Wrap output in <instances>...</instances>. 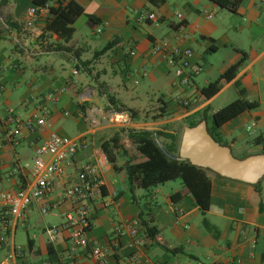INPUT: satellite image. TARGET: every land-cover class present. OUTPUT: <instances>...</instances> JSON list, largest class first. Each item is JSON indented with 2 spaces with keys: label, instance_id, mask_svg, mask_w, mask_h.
I'll use <instances>...</instances> for the list:
<instances>
[{
  "label": "crops",
  "instance_id": "0c3cea01",
  "mask_svg": "<svg viewBox=\"0 0 264 264\" xmlns=\"http://www.w3.org/2000/svg\"><path fill=\"white\" fill-rule=\"evenodd\" d=\"M74 1L84 13L73 24V37L66 41L46 31L50 11L36 18L41 34H31L26 19L28 9L37 5L34 0H0V186L16 190L30 181L35 149L51 132L74 133L73 137L86 133L87 123L80 112L102 109L109 103L101 89L111 94L117 105L135 111L159 98L171 114L167 121L184 128L188 121L212 117L230 103L224 101L232 88L240 93L244 89V96L260 105L221 125L219 142L228 145L238 158L264 153L263 1L262 11L257 0H242L236 10L221 8L214 0ZM207 12L214 15L208 18ZM148 13H155L158 22L147 19ZM164 24L168 26L165 29ZM242 37L249 39L248 46L242 44ZM112 41L114 45L107 52L96 56ZM157 43L165 46L167 55L153 51ZM177 47L193 50L192 61L203 66L205 77L200 72L189 85H181L187 70L169 56ZM243 52L246 60L236 77L224 80L221 89L206 98L202 88L241 60ZM78 60L85 65H79ZM144 70L148 71L146 76ZM213 73H218L214 80L210 76ZM69 83H75L74 87L50 105L52 126L24 129L19 143L14 144L9 132L15 126L4 123L8 114L13 112L22 120L34 118L46 93ZM80 89L95 92L83 102ZM241 96L231 94L234 100ZM180 97L195 101L185 108L178 101ZM66 111L70 115L66 116ZM131 126L156 130L140 123ZM163 131L179 137L180 144L178 128ZM116 133L130 150L119 127L99 126L87 135L88 144L79 152L75 167L58 179L47 199L53 206L51 212L43 215L34 203L24 220H14L7 229H0V264H98L91 254L96 246L108 250L107 264H126L130 237H119L115 243L114 228L135 218L141 221L145 240L138 264H264V177L257 186L207 170L212 181L211 204L209 210L202 211L192 194L172 197L177 191H185L180 178L150 188L136 182L131 193L127 157L122 154L115 155L105 174L103 196L89 202L91 225L86 242L76 254L71 252L68 229L52 237L47 228L61 226L64 213L71 208L63 201L65 189L78 181L79 167L103 152L102 143ZM179 179L178 188L164 189L165 184ZM147 227L156 230V235H149ZM18 249L21 254L10 259L9 254Z\"/></svg>",
  "mask_w": 264,
  "mask_h": 264
},
{
  "label": "built area",
  "instance_id": "2783aa9c",
  "mask_svg": "<svg viewBox=\"0 0 264 264\" xmlns=\"http://www.w3.org/2000/svg\"><path fill=\"white\" fill-rule=\"evenodd\" d=\"M56 4H67L70 0H53ZM47 2L43 5H35L28 9L26 27L32 35H40V31L35 26L38 14L43 11H50L54 3ZM264 2V0H262ZM214 12H207V17L211 18ZM146 18L158 22V16L155 13H148ZM182 18V15H179ZM156 53H166L164 45L157 43L153 46ZM131 54H134L131 51ZM194 52L191 48H175L171 51L172 59H178L182 67L187 70V75L181 79V85H189L191 78L203 71V66L192 61ZM147 70L143 71L146 76ZM75 83H69L59 89L50 91L42 98L39 105V114L34 118L22 120L13 112L5 118L6 124L14 125V129L9 132L10 139L14 144H18L21 139V133L24 129L35 130L37 127H51L49 120L51 112L50 105L59 101L61 94L74 87ZM92 93L85 90L81 94L82 100H89ZM180 105L185 108L190 107L195 99L191 97H180ZM65 115H70L69 111ZM87 123V132L78 137L62 135L53 131L45 138L35 149L33 162L30 169L31 179L24 187L16 190H10L0 186V229H7L14 220H24L27 209L34 203L40 206L41 213L47 215L51 212L53 206L47 201L53 193L58 179L66 175L75 167L79 152L87 146V135L95 132L101 125L116 126L128 128L131 124V113L117 109L110 103L100 109H91L86 112H80ZM111 165V161L104 152L90 158L84 165L77 170L78 181L69 185L63 195V201L70 203L71 208L64 213V221L61 226H51L47 232L55 237L63 229L70 231L69 240L71 243V252L76 254L77 249L86 242V233L91 225V211L89 202L103 196L105 186V174ZM183 214V213H181ZM141 221L138 218L127 220L117 224L114 228V242L117 238L128 235L130 237L129 246L131 252L127 258L126 264H138L142 257V247L145 240L141 236ZM5 237L1 238V242ZM21 254L18 249L11 254L9 258L13 259ZM92 257L98 264H107L109 252L102 246H96L92 249Z\"/></svg>",
  "mask_w": 264,
  "mask_h": 264
},
{
  "label": "trees",
  "instance_id": "16d2710c",
  "mask_svg": "<svg viewBox=\"0 0 264 264\" xmlns=\"http://www.w3.org/2000/svg\"><path fill=\"white\" fill-rule=\"evenodd\" d=\"M37 5H43L46 0H34ZM221 8H228L236 10L237 6L242 0H214ZM52 18L46 25V31L53 32L66 41L71 40L75 28L73 24L79 16L84 13V8L70 0L67 4H55L50 8ZM92 18V15L90 16ZM183 22V21H182ZM181 22V24H182ZM114 45V41L107 43L101 50L96 52V56L104 54ZM246 60V53L243 52L241 60L232 65L227 71L222 73L216 80L204 86L201 90L206 98L214 96L222 86V82L230 81L236 77L241 65ZM79 65H85L84 62L78 60ZM242 96L226 104L218 109L212 115V127L209 128L211 135L219 140L218 128L241 114L246 110L257 109L259 102L256 100H249L244 96V89H241ZM101 93L105 94L108 102L115 106L116 99L106 91L101 89ZM166 111V105L162 107ZM206 119V116H204ZM198 120L188 121L189 126H194ZM128 136L136 144V155H133L123 143H121L120 135L116 133L109 140L102 143L101 148L107 155L110 161L113 160L116 154H122L127 157L126 172L129 183V190L134 193L135 183L139 182L143 188H150L158 184L165 183L170 180L180 178L185 185V191H177L172 194V197H184L185 193L192 194L195 202L200 206L202 211H207L211 204L212 181L208 176L205 168L196 166L189 161H180L173 156L178 154L179 137L172 133L160 130H146L129 128ZM163 137L169 142L159 143L157 139ZM220 176V175H219ZM260 182V181H259ZM257 183V186L259 185ZM149 235H156V230L147 227Z\"/></svg>",
  "mask_w": 264,
  "mask_h": 264
},
{
  "label": "water",
  "instance_id": "95a60500",
  "mask_svg": "<svg viewBox=\"0 0 264 264\" xmlns=\"http://www.w3.org/2000/svg\"><path fill=\"white\" fill-rule=\"evenodd\" d=\"M157 141L160 143L159 139ZM173 157L250 184H257L264 177V153L236 157L228 145L211 135L205 119L184 128L178 154Z\"/></svg>",
  "mask_w": 264,
  "mask_h": 264
},
{
  "label": "rangeland",
  "instance_id": "374dc122",
  "mask_svg": "<svg viewBox=\"0 0 264 264\" xmlns=\"http://www.w3.org/2000/svg\"><path fill=\"white\" fill-rule=\"evenodd\" d=\"M260 2L262 3V0H257L258 5L261 6L259 11H262L263 7H262V4ZM262 14H263L262 17L264 18V11ZM213 20L216 21V17ZM167 27H168L167 24L163 25L164 29ZM241 40H242V44L248 46V44H249L248 40L249 39L242 37ZM204 56H207V54H205ZM205 73L206 72H202L201 76L204 75V77H205L206 76ZM210 76L212 77V80H214L218 76V73H213ZM138 87H140V85H138ZM87 90H89V89H87ZM78 91H80L81 93L84 92L83 89H80ZM90 92L93 95V93L95 91H94V89H90ZM231 94H232V96H233V94H235L236 97L241 95V93L238 92V89L232 88L230 90V95L228 96L229 99H227V101H224V102H226V103L231 102L234 100V98H236V97H231ZM219 100H222V99L220 98ZM82 101L87 102L88 100H82ZM163 105H164V102L160 101L159 98H156V99L150 100L149 103L140 111H135L133 108L126 107L125 105H116V108L120 109V110H124V111H129L131 113V115H132L131 116V124L127 129L133 128L131 125H134L135 123H140V125L142 127H154L156 130H160V131H163L164 129H169V128H173V129L178 128L179 134H182L183 130H184V127H183L184 125L183 124L177 125V123L168 122L167 118H170L171 114H168V112L162 110ZM261 108H264V105H262ZM206 119H207V122H208V125L210 128L212 126V117L209 115V116H207ZM127 129L119 127V130L122 134L123 139L130 146V150L133 152V155L135 156V154L137 153L136 149H135V145L128 138ZM68 134H69V136H75L74 133H68ZM159 141H160V143L169 142V140L164 139L163 137L159 138ZM179 181H181V180L179 179V180L171 181V182L165 184L164 189L165 190L169 189L171 191V190L178 188V185L180 183ZM170 188H173V189H170ZM199 217H198V220H199Z\"/></svg>",
  "mask_w": 264,
  "mask_h": 264
}]
</instances>
